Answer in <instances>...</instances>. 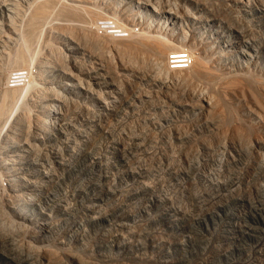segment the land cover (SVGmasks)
Masks as SVG:
<instances>
[{"label": "rangeland", "instance_id": "374dc122", "mask_svg": "<svg viewBox=\"0 0 264 264\" xmlns=\"http://www.w3.org/2000/svg\"><path fill=\"white\" fill-rule=\"evenodd\" d=\"M0 1L5 72L30 47L17 84L38 83L0 118L13 109L24 123L3 155L0 205L29 209L0 225V264H264V0ZM99 18L127 34L99 32ZM42 80L53 91L35 90ZM49 94L62 121L47 116L28 148L30 112ZM40 218L48 230L35 232Z\"/></svg>", "mask_w": 264, "mask_h": 264}, {"label": "bare ground", "instance_id": "6f19581e", "mask_svg": "<svg viewBox=\"0 0 264 264\" xmlns=\"http://www.w3.org/2000/svg\"><path fill=\"white\" fill-rule=\"evenodd\" d=\"M3 1V0H2ZM4 1H6V0H4ZM3 1V2H4ZM44 1V0H43ZM42 1V2H43ZM0 3H1V1H0ZM45 3H46V1H45ZM38 4V3H37ZM1 5V4H0ZM3 5V4H2ZM1 5V6H2ZM4 5H5V2H4ZM3 5V6H4ZM7 5V4H6ZM47 5H49V4H41V5H39L38 7H35L34 8V11L32 12L31 11V13L30 14H32L30 17H29V20L27 19V21L28 22H26L25 21V29H26V26H27V28L28 29H26V31H24V33H25V35H23V36H25V37H23L22 39H21V41H23L24 42V44L26 45L27 44V42H25V40H28L31 36H32V38L35 36L34 34V32H36L37 33V31H35L36 29H37V26H38V24L40 23V22H44L43 21V19H44V17H45V15H47L46 14V11H48V8L46 7ZM150 5V4H149ZM0 6V7H1ZM8 8V7H7ZM50 8V7H49ZM66 10V9H65ZM64 9L63 10H61V13L62 14H70V12L68 11L67 12V10L65 11ZM10 15V14H9ZM99 19H101V18H99ZM42 20V21H41ZM46 21H47V19H46ZM28 23V24H27ZM116 23V22H115ZM40 24H42V23H40ZM147 24V23H146ZM12 26H16V25H12ZM18 26H20V25H18ZM118 26V25H117ZM21 27V26H20ZM24 27V26H23ZM22 27V28H23ZM119 27V26H118ZM15 28V27H14ZM98 28V27H97ZM12 30V29H11ZM121 30V36H123V35H125V34H127L125 31H123L124 29H120ZM14 31H16V29L14 30ZM19 31V30H18ZM17 31V32H18ZM17 32H14L15 34L17 33ZM39 32V31H38ZM6 33V32H5ZM5 33H4V30H3V26L0 24V38H2V34H4L5 35ZM19 35H22V34H20V33H18ZM8 34L6 33V39H8V38H10L9 36H7ZM34 35V36H33ZM38 35V34H37ZM11 36V35H10ZM13 37V40L14 41H17L18 39H20V36H15V38H18V39H14V36H12ZM25 39V40H24ZM34 39H35V37H34ZM3 40H5L4 39V37H3V39H2V41ZM7 41H9V39L7 40ZM7 41H3L2 42V44H0V60L1 59H4V58H1V57H4V51L5 52H7V50H5V49H8V47L6 46V42ZM20 41V40H19ZM10 42H12L11 41V39H10ZM10 42H8V43H10ZM22 42V43H23ZM31 42V41H30ZM16 43V42H15ZM14 43V44H15ZM18 43H20V42H17V45H18ZM4 44V45H3ZM2 45H3V48H5V46H6V48L4 49V50H2L1 48H2ZM8 46H10L9 44H7ZM16 45V46H17ZM51 45V44H50ZM31 46V45H30ZM13 47V46H12ZM15 47V46H14ZM20 47L22 48V45H20ZM24 47V46H23ZM18 47H16V49H17ZM26 48V47H25ZM28 48V47H27ZM32 48V47H31ZM11 49V48H10ZM15 49V48H14ZM16 49H15V51H16ZM28 49H30V47L28 48ZM28 49H25V51H27ZM13 52H14V50H12ZM11 51V52H12ZM17 51H18V49H17ZM16 51V52H17ZM19 51H21V50H19ZM23 51V50H22ZM21 51V53H24V55H26L27 56V54H25V53H27V52H25V51H23L22 52ZM3 52V53H2ZM9 53V50H8V52H7V54ZM20 52L19 53H14L15 54V56L17 57H15L14 56V54H12L13 55V57L14 58H12V56H11V58L12 59H17V60H19V61H21V59H22V57L24 58V57H26V56H23L22 54H21ZM34 53V52H33ZM36 53V52H35ZM2 54H3V56H2ZM9 55V54H8ZM37 55H40V54H36V56ZM44 55V54H43ZM7 56V55H6ZM41 56V55H40ZM9 57V56H8ZM8 57H6V58H8ZM33 57V56H32ZM26 58H28V57H26ZM26 58H25V60L23 59L22 60V62H20V63H18L17 62V60L15 61L14 60V62H16L17 64H20L21 66L20 67H17V64L15 65L14 63V67H17L18 69H24V67H22V63H24L25 64V62H27L28 60H29V58H28V60H26ZM10 59V58H9ZM34 59H37V57L35 58L34 57ZM38 59H40V58H38ZM3 61V60H2ZM2 61H0V118H1V115L4 117V113L6 112V109H7V105H8V103H11L12 102V104H13V102H18V101H24V96L27 94V93H31V89L32 88H34V85L33 84H36V81L34 80V79H32L31 78V80L30 79H28L29 81H25V82H23L22 84H19L20 86H18V84L16 85V86H10L8 83V81H6V78L8 79V75H7V73H10L12 70H18L17 68H15V69H13L14 67H10V68H12L10 71H8V69H7V73L5 72V70H6V68H8V67H6L5 68V63H2ZM23 61H25V62H23ZM7 62V61H6ZM9 62H11V60L9 61ZM39 62V61H38ZM41 62V61H40ZM39 62V63H40ZM30 63V62H29ZM36 63V62H35ZM2 64H3V66H2ZM23 64V66H25ZM37 64V63H36ZM8 65V64H7ZM27 65H28V63H26V67H27ZM45 65V64H44ZM9 66V65H8ZM19 66V65H18ZM40 66V65H39ZM39 66H37V68L39 67ZM45 67H48V65L47 66H45ZM44 67V68H45ZM50 67V66H49ZM30 68V67H29ZM50 68H52V67H50ZM27 69V68H26ZM46 70V69H45ZM48 70V69H47ZM46 70V71H47ZM30 71V70H29ZM39 71V70H38ZM41 72V71H40ZM52 72V71H51ZM45 73V72H44ZM41 74V73H40ZM10 75V74H9ZM29 75V74H28ZM39 75V74H38ZM43 75V74H42ZM53 75V74H52ZM30 77H32V76H30ZM29 77V78H30ZM42 77V76H41ZM43 78V77H42ZM45 78V77H44ZM47 78V77H46ZM48 78H50V76L48 77ZM53 78H55V77H53ZM37 79V78H36ZM32 80H34V81H32ZM48 80V79H47ZM39 81H41V80H39ZM49 81V80H48ZM42 82H45V86L44 87H42V85H40L42 88H37L36 89V87H35V90H37L38 91V89H39V93H40V90L41 89H43V88H51L50 86H48L49 85V83L47 84L46 83V80L45 81H43L42 80ZM54 82V81H53ZM58 82V81H57ZM73 83H75L74 81H72ZM77 82V81H76ZM56 83V82H55ZM53 84V83H52ZM75 84H77V83H75ZM8 85L10 86V87H8ZM36 85H38V83L36 84ZM73 87H75V86H73ZM81 88H83V87H81ZM85 88V87H84ZM48 89V90H49ZM52 89V88H51ZM50 89V90H51ZM33 90V89H32ZM44 90V89H43ZM49 90V91H50ZM63 90V89H62ZM52 91H53V89H52ZM65 91V90H64ZM67 91V90H66ZM74 91V90H73ZM33 93L35 92V91H32ZM48 92V91H47ZM51 92V91H50ZM69 92V91H68ZM78 92V91H77ZM46 93V92H45ZM52 93V92H51ZM58 93H59V91H58ZM72 93V92H71ZM44 94V93H43ZM57 94V93H56ZM63 94V93H62ZM72 94H74V92L72 93ZM33 95V94H32ZM46 95V94H45ZM50 95V98H48V100L49 101H51V102H53L52 104L50 103V106H47V102L46 101H48V100H46V98H45V100L44 99H42L41 98V96H40V98L38 99V106H36V107H38V109H37V114L36 113H32V112H30V110L31 111H33V108L31 109V107L29 106V107H27V106H22V108L24 107L26 110L28 109V112H30V114H31V116H32V118H31V128H30V130L28 131V133H27V131H26V134H27V137H25V140H26V138H27V142L26 141H24L23 140V146H24V143L26 142L27 143V145H26V147L27 146H29L28 148H32V149H34L33 148V146L35 147V143L37 144V142H35L37 139H38V141L40 140L39 139V135H40V132H41V130H42V127L45 125V123H46V118H47V116H50V117H52V119H53V122H59V121H62L61 120V112H60V108L61 109H63V106L65 105L66 106V104H63L61 101H60V99L61 98H59L58 99V97L57 96H55L54 94H49ZM65 95V94H64ZM80 95V94H79ZM63 96V95H62ZM78 96V95H77ZM29 97H31V95H28V99H29ZM74 97V96H73ZM32 98V97H31ZM30 98V99H31ZM36 98V97H35ZM68 98V97H67ZM72 98V97H71ZM64 99V98H63ZM25 100H26V98H25ZM35 100V99H34ZM21 101V102H22ZM27 101V100H26ZM32 101V100H31ZM64 101V100H63ZM33 102V101H32ZM24 104V103H23ZM33 104H34V102H33ZM21 105L22 104H20V106L19 107H21ZM32 105V104H31ZM8 106H10V105H8ZM82 106V105H81ZM84 106V105H83ZM15 107V106H14ZM18 107V108H19ZM10 108H11V106H10ZM13 108V107H12ZM17 108V109H18ZM23 108V109H24ZM82 108V107H81ZM85 108H86V106H85ZM65 109V108H64ZM13 110V109H12ZM12 110H9L8 109V111H10V113L12 112L13 113V111ZM21 111V109H18L17 111ZM35 110V109H34ZM66 110V109H65ZM25 111V110H24ZM15 112V111H14ZM9 113V116H7L8 118H6V121H5V123L3 122V127H1V129H2V131H3V129H4V126L5 125H7V122L11 119V117H12V122H11V126H10V128H8L7 130H8V132L6 133H4V134H2L1 135V133L2 132H0V171H1V168H2V166H5V165H3L2 163L4 162V159H3V155H5V153L8 151V152H10L8 149H14V147H17L16 146V144H18V143H16L15 141H13L12 139L10 140V135H12L13 137H14V135H13V133L15 132V130H18L24 123H22V125L20 124V121H21V119H22V116L20 115V116H17V117H13L11 114ZM8 113H6L5 115H7ZM40 114L41 115H44V116H40ZM65 115V114H64ZM30 116V117H31ZM64 117V116H63ZM5 118V117H4ZM26 118V117H25ZM49 118V117H48ZM1 119H3V118H1ZM0 119V120H1ZM26 120H29V118L28 119H26ZM30 121V120H29ZM29 121H28V123H29ZM1 122V121H0ZM24 122V121H23ZM47 122H48V120H47ZM28 123H26V124H28ZM29 123V124H30ZM25 124V125H26ZM24 125V126H25ZM46 126V125H45ZM44 126V127H45ZM49 126V125H48ZM53 126V130H55L54 129V127H55V125L53 124L52 125ZM61 126V125H60ZM60 126H57V127H60ZM8 127V126H7ZM47 127V126H46ZM46 127L45 128H43V130L44 129H46ZM48 128V127H47ZM52 128V127H51ZM62 128V127H61ZM0 129V130H1ZM14 129V131H12ZM21 129V128H20ZM20 129H19V132H20ZM24 129H26V128H24ZM23 129V130H24ZM23 130H21V131H23ZM42 130V131H43ZM49 130V128L47 129V132H49L48 131ZM52 131V130H51ZM4 132V131H3ZM11 132H13L12 134H11ZM43 132H46V131H43ZM42 132V133H43ZM16 133H17V131H16ZM22 133H24V132H22ZM42 133H41V135H42ZM51 133V132H50ZM19 134H21V133H19ZM49 134V133H48ZM46 135V134H45ZM47 136V135H46ZM55 136V135H54ZM57 136V135H56ZM42 137H43V135H42ZM66 137V136H65ZM21 138H22V134H21ZM69 138V137H68ZM24 139V138H23ZM49 139V138H48ZM14 140H16L15 139V137H14ZM20 140H22V139H20ZM35 140V141H34ZM57 141V140H56ZM71 141V140H70ZM21 142V141H20ZM40 142V141H39ZM38 142V143H39ZM43 142V141H42ZM62 142V141H61ZM25 143V144H26ZM57 143V142H56ZM19 145V144H18ZM45 145V144H44ZM49 145H50V143H49ZM49 145H47V146H49ZM52 145V144H51ZM74 145V144H73ZM55 146V145H54ZM21 147V146H20ZM20 147H18V148H20ZM57 147H58V145H57ZM60 147V146H59ZM62 147V146H61ZM23 148V150H22V152L25 150V148L24 147H22ZM39 148H41V146L39 147ZM10 149V150H11ZM11 150V151H12ZM19 150V149H18ZM17 150V151H18ZM46 150V149H45ZM73 150V149H72ZM13 151H15V149L13 150ZM16 151V152H17ZM37 151V150H36ZM21 152V153H22ZM58 152V151H57ZM24 153V152H23ZM40 153H42V152H40ZM6 154H8V153H6ZM15 154H17V153H15ZM55 154V153H54ZM58 154V153H57ZM18 155V154H17ZM16 155V156H17ZM23 155V154H22ZM25 155H26V152H25ZM27 155H28V153H27ZM50 155V154H49ZM61 155H63V154H61ZM55 157H56V155H54ZM60 156V155H59ZM6 157V156H5ZM4 157V158H5ZM10 157V156H9ZM8 157V158H9ZM13 157V156H12ZM18 157V156H17ZM28 157V156H27ZM29 157H31V155H29ZM49 157V156H48ZM19 158V157H18ZM45 158V157H44ZM57 158H59V157H57ZM60 159V158H59ZM66 159V158H65ZM64 159V160H65ZM15 160V159H14ZM55 161H58V160H56V158H55ZM50 162V161H49ZM60 162V161H59ZM7 162L5 161L4 162V164H6ZM53 163V162H52ZM8 164V163H7ZM11 164V163H10ZM40 164V163H39ZM38 164V165H39ZM12 165V164H11ZM11 165H9V166H11ZM8 166V167H9ZM17 166V165H16ZM35 166V165H34ZM14 167V166H13ZM12 166L11 167H9V168H7V170L8 169H10V168H13ZM43 168H44V166H42ZM5 168V167H4ZM42 168V169H43ZM18 169V168H17ZM38 169H40V168H38ZM12 170V169H11ZM24 171V170H23ZM22 171V172H23ZM34 171H35V169H34ZM34 171H32V172H34ZM14 172V171H13ZM17 172V171H16ZM19 172V171H18ZM31 172V173H32ZM45 171H43V173H44ZM1 173V175H3L4 174V172L2 173V171L0 172ZM20 173V172H19ZM28 173V172H27ZM47 173V172H46ZM49 173V172H48ZM48 173L46 174V175H48ZM10 174V173H9ZM30 174V173H29ZM41 174V173H40ZM16 175H17V173H16ZM26 175V174H25ZM5 176H8V175H5ZM10 176V175H9ZM22 176V175H21ZM20 176V177H21ZM24 176V175H23ZM22 176V177H23ZM16 177L17 176H14L13 175V177H12V175L9 177V181L11 182V183H9V182H7V184H10V187H15V185L17 186V184H16ZM8 178V177H7ZM17 178H19V177H17ZM27 178H30L29 176L27 177ZM34 180L36 179V178H33ZM37 180V179H36ZM43 180V179H42ZM0 181H1V178H0ZM28 181L30 182V180L28 179ZM6 182V181H5ZM18 183V182H17ZM23 183V182H22ZM26 183H28V182H26ZM18 185H21V184H18ZM27 185V184H26ZM24 186V185H23ZM44 186H46V185H44ZM1 187V186H0ZM20 187V186H19ZM18 187V188H19ZM22 187V186H21ZM21 187L19 188V189H17L18 191L21 189ZM33 187H34V185H33ZM6 188V187H5ZM11 189V188H10ZM42 189V188H41ZM31 190V189H30ZM4 191V190H3ZM14 191L16 192V190H15V188H14ZM28 191V190H27ZM11 192H12V190H11ZM22 192V191H21ZM4 193V192H3ZM29 193V192H28ZM18 194V193H17ZM21 194V193H20ZM41 194V193H40ZM44 194V193H43ZM16 195V194H15ZM24 195V194H23ZM26 195V194H25ZM42 195V194H41ZM30 197H31V195H29ZM12 197V196H11ZM5 199H6V197H5ZM23 199H25V198H23ZM9 200V199H8ZM7 200V201H8ZM63 200V199H62ZM1 201V200H0ZM17 201V200H16ZM15 201V202H16ZM29 201V200H28ZM61 201V200H60ZM66 202V201H65ZM67 203V202H66ZM1 204V203H0ZM3 204V203H2ZM1 204V205H2ZM60 204V203H59ZM1 205H0V225L1 224H3V225H5L7 222H8V224L9 225H11V224H13V223H16L17 222V224L19 225V223H20V225L27 219V217H28V214H29V209H27V207L25 206V205H20L19 207H16L17 208V210L16 209H11V212H14L15 211V213H17V214H19V217H17L16 216V218H14V217H9V216H11V215H13V214H11V215H9L10 213H6V211H4L2 208H1ZM9 205V204H8ZM16 205V204H15ZM17 205H19V204H17ZM4 206V205H3ZM5 214H7V215H5ZM9 215V216H8ZM9 217V219H8V217ZM11 218V219H10ZM30 218V217H29ZM37 218V217H36ZM8 219V220H7ZM19 219V220H18ZM33 221V220H32ZM25 224V223H24ZM16 225V224H15ZM14 224H13V227L15 226ZM17 225V227L19 228L20 226H18ZM48 225H49V221L47 220V218H40V219H38V220H36V222H33V225H32V229L35 231H39V232H42V231H44V230H46L47 228H48ZM12 226V225H11ZM16 227V226H15ZM48 230V229H47ZM35 231V232H36ZM43 262V261H42Z\"/></svg>", "mask_w": 264, "mask_h": 264}, {"label": "built area", "instance_id": "2783aa9c", "mask_svg": "<svg viewBox=\"0 0 264 264\" xmlns=\"http://www.w3.org/2000/svg\"><path fill=\"white\" fill-rule=\"evenodd\" d=\"M97 27L99 32L113 35L115 37L121 36V28L111 19H101L97 24ZM28 74H30L29 69L14 71L8 78V84L13 86L14 84H17V82H22L24 79L26 80L28 78Z\"/></svg>", "mask_w": 264, "mask_h": 264}]
</instances>
